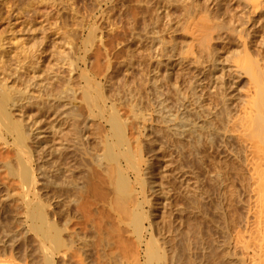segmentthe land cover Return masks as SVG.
I'll list each match as a JSON object with an SVG mask.
<instances>
[{
	"label": "bare ground",
	"instance_id": "1",
	"mask_svg": "<svg viewBox=\"0 0 264 264\" xmlns=\"http://www.w3.org/2000/svg\"><path fill=\"white\" fill-rule=\"evenodd\" d=\"M74 1L60 0L65 15L71 20L68 37L73 32L74 35L78 34L77 28L82 36L81 33L86 29L85 21L95 17L97 13H101L98 21L105 22L102 25L98 22L101 29H105L103 24H107L110 31L114 27L117 30L118 26L112 24L115 19L110 22V12L118 10L114 6L117 7L116 3L121 0H93L90 9L86 10L88 16L76 7L77 1ZM38 2L48 5L42 0ZM4 4L8 7L7 0ZM139 4L151 12L152 18L146 21L147 24H143L140 31L134 30L136 26L133 25L134 29H129V44L121 43L119 49L114 50L117 53L125 48L126 51H123L127 53L128 57L125 56L129 60L123 65L127 68L126 71L130 70L128 75H131V71H136L137 65L141 69V63L136 60L138 56L141 58L140 62L143 60V64L149 67L151 63L153 66L150 67L152 72L149 71L151 75L147 76L151 77L148 79L151 82L150 88L156 95L154 103L157 109L153 113L160 121L156 122L153 117L151 119V111H141V107L136 106L139 97H133L137 102L131 104L136 108L131 107V111H134L132 120L137 124L132 125L133 121L130 120L134 128L131 125L128 128L130 132L132 127L136 133L130 132L135 135L134 148L127 135L130 121L122 120L116 111L120 104L115 108V103L110 101L112 105L108 107L105 95L101 93V86H88L91 83L87 76L86 65L90 63L86 58L87 51H94V55L90 57L94 56L95 60H91L97 61V66L102 64L100 58L105 60L103 65L96 68L102 78L109 80V72L113 69L112 48L108 47L107 41L110 39L107 40L106 37L110 31L106 27L107 31H104H109L108 33L100 31L97 35L99 28L96 17L99 15L92 18L96 20H91L92 24L88 22L91 24L88 35L82 38L84 51L81 50L84 55L75 56L76 45L72 44L75 37L71 39V46L67 45L74 46L70 48V52L75 50L74 53L71 52L75 59L73 57V60H67L68 77L66 76L67 82H64L66 84L64 89L61 88L62 91L57 89L56 92L54 88L60 81V71L56 70V73L50 68L45 79L40 78L35 84L30 82L36 93L27 91L15 95L12 92L13 85L10 86L13 84L11 76L6 75V71L1 68L3 61H0V70L5 72V76H1L3 73L0 72V189L7 187L9 182H5L6 178L17 180L19 187V192L15 193L8 185L10 189L3 188V192L5 189L7 192L0 195V257L6 258L0 259V264H74L75 261H78L77 264H90L89 251L95 254L96 264H125L129 259L135 260L134 264H264V0H142ZM103 6L107 8L105 11ZM171 9L178 11L179 20L173 19ZM148 13L144 15H149ZM48 14L47 12L46 15ZM86 16L88 19H85ZM132 18L131 16V20ZM160 26L164 29L161 30ZM179 30L188 38V42L178 52L171 43L174 46L170 45L172 52H169L166 39H172L171 34ZM42 37L44 38L43 35ZM16 43L18 42H15V47ZM37 43V47H41V43ZM34 48L39 52V47ZM32 51L36 53L35 50ZM31 52L29 57L34 56ZM39 53L42 54L43 51ZM39 53L35 55L38 56ZM222 53H232L235 59L230 61ZM113 55L114 58H119L114 52ZM36 56L35 60L38 62ZM121 57L119 60L124 58ZM37 62L38 66L40 63ZM79 62L84 69L81 68L77 75L88 82L86 86H82V98L95 109L88 106L90 110L85 122H81L84 117L81 118L74 105L80 88H77L76 94L74 85H71L74 73H78L77 70L80 69ZM29 64L30 68H36L35 63ZM22 67L20 65L15 69L20 71ZM115 67L117 66L114 69ZM185 67L202 71L203 75L207 74L210 78L207 82L202 77L190 79L191 81L188 79L186 92L179 84L181 81H176V77L169 85L172 79H167L172 73L179 71L182 74ZM139 68L137 69L140 70ZM162 71L163 78L167 80L164 81H169L167 84L175 92L176 110L168 108L165 94L161 93L162 84L159 82L163 80L159 81V78L162 77ZM8 72L11 73L7 71V74ZM116 73L109 82L117 79ZM116 79L114 82L120 81ZM133 83L136 88L139 82L134 80ZM104 87L101 89L105 90L110 86ZM148 89L145 90L146 93ZM42 90L46 94L42 95ZM135 90L133 88V93ZM116 93L119 92L114 94ZM148 95L147 98L150 96ZM119 96H115V99H120ZM113 97L110 99H114ZM212 98L215 102H211ZM117 99V102L121 100ZM133 99L131 102H134ZM208 99L209 102H206ZM39 101H46L47 104H44L50 106L46 108L43 103L36 104ZM141 102L142 100L139 103ZM28 106L29 109L35 106L41 114L48 115L52 112L45 130L38 125L25 129L22 119L26 117L25 109ZM92 118L102 120L108 129L103 130L100 122L94 124ZM146 121H151L150 126L147 124L149 127L141 125ZM91 124L99 125L94 127L97 131L102 125V135H98L100 132L97 133L94 128L97 135H91L94 132L89 133ZM154 128L158 130L154 132ZM3 134L14 139L13 146L17 152L15 163L1 159L2 154L8 152V146H11ZM154 134L159 137L158 141L161 140L157 141L159 144L157 139L150 138ZM141 135L147 139L144 145L146 143L153 146L151 155L147 157L140 142ZM68 150L76 152L80 157L81 164L77 168L81 172L74 167L80 172L78 178L72 176V171L75 170H72L73 165L67 163L71 167L70 171L64 165L62 168L57 161L59 159H55ZM159 156V165H155V171L153 160L156 161ZM4 169L6 173L2 175ZM51 173L56 174L55 178H58L57 175H65L64 180L60 177L62 180L55 182ZM39 186L54 190L52 202L49 203L50 199H42ZM7 203H17L22 210L13 218L16 228H12V223L8 225L2 221ZM235 208L237 211L234 213L232 209ZM86 232H91L92 236L88 237ZM29 239L36 245L34 255L27 248L22 252L18 250L19 245H26Z\"/></svg>",
	"mask_w": 264,
	"mask_h": 264
},
{
	"label": "rangeland",
	"instance_id": "2",
	"mask_svg": "<svg viewBox=\"0 0 264 264\" xmlns=\"http://www.w3.org/2000/svg\"><path fill=\"white\" fill-rule=\"evenodd\" d=\"M4 1V2H3ZM8 1V7H7V5H5L4 3H5V0H0V61L2 62L3 61V64L1 63V68L3 67V69H4V71H6V75L8 76H11L9 79L11 80V81H13L12 83L13 84H10V86L11 85H13V86H11V87H13V93L15 94V95H18V94H22L23 92H27V91H29V92H32V93H36V89L34 88V87H32L31 85H33L32 83H31V85H30V82H33L34 84H35V82L36 81H38L40 78H43V79H45L47 76H48V74H49V72H50V68L53 70V71H60L59 72V74H61V76L59 77V82L57 83V84H55V91L57 92V89H60L61 91H62V89L61 88H63L64 89V85L66 84V83H64L65 81L67 82V77H68V71H67V63H69L67 60H73L72 58L74 57V59H75V56L76 55H78V57L79 56H81V55H84L83 54V51H84V49L82 48L83 47V39L84 38H86V36L88 35V27L92 24L91 22L92 21H96L97 20V25H98V28H99V31H97V35H99V33H100V31H102V33H104V32H106L107 30H109L110 31V29H108L109 27L107 26V24H103V26H105V29H104V27L101 29L100 28V24L103 22H100V21H98V19H99V17H100V14L101 13H97V14H95V17L97 16V15H99V16H97L96 18V20H94L95 19V17L93 16L92 18H94V19H92V18H90V19H88V15H87V11L90 9V7L92 6V4H93V0H75V1H77L75 4H77L76 5V7H78V9L81 11V9H82V13L84 12V14L85 15H87L86 17H85V19H88V20H86L85 22H90V23H86L85 24V28L86 29H84V32L83 33H81L82 34V36L81 35H79L80 34V30L77 28V32H78V34L76 33L75 35H74V32L72 33V35H74L73 36V38L71 37L72 35H70L69 37H71L70 38V40H69V42H68V39H69V37H68V35L70 34L69 33V26L71 25L70 23H71V20L70 19H68V16H67V14L65 15V11H64V9H63V6L60 4V0L58 1V0H42L43 1V3H46V4H48V5H41L40 4V2H38L39 0H7ZM31 1H32V3H31ZM66 1V0H65ZM74 1V2H75ZM82 1V2H81ZM83 1H84V3H83ZM91 1V4H89V2ZM120 0H118V2H119ZM131 1H133L132 3H131ZM136 1V0H135ZM134 0H127V2H126V0L124 1V0H121L120 1V3H116V4H118V6L116 7V6H114V8H116V9H118V10H114L115 12H113V13H111L110 12V16H111V18H110V22L112 21V20H114L113 21V23L112 24H114L115 26H118L117 27V30H116V28L114 27V30H112V31H108V32H106V33H108L107 34V40H109V41H107V43L109 44L108 45V47L109 48H112V49H110V51H111V58H112V56H113V58L112 59H116L115 60V63L116 62H118V63H116V65H114L115 63H114V60H112V62L114 63H112V66H113V69H114V66H117L118 68H119V71H118V68L117 67H115V69H114V71H113V69H112V71H113V73H112V71L111 72H109L110 74H109V76H111V77H114L115 76V73L117 74V79L118 80H120V81H115L114 82V80L116 79V78H112L113 80H111V81H113L114 83H115V85L113 84V82L111 83V82H109V80L111 79V77H109V80H108V78L107 79H104V78H102V75L100 76L99 75V72L97 71V67H99L100 66V61L102 62V64L101 65H103V61H105V60H103V58H100L99 60L100 61H98L100 64H99V66H97V64L95 63V62H97V61H95L94 62V56H92V58L90 57V55H94V51H92L93 53H91V52H86V58H87V60L88 61H90V63L88 64L87 63V65H86V68H87V76H88V79H89V81L88 82H90L91 84L89 85L88 84V86H91V87H93V86H95V84H97L96 86H101L100 87V90H101V93L103 94V95H105L106 96V94H107V96L105 97L104 96V98H105V101H106V105L108 106V107H111V103H115L114 104V107L116 106V105H118V104H120V105H118V107H117V109H116V111H117V113L119 114L118 116L122 119V120H126V121H133V123L130 121L129 122V125L127 126V135L129 136V138L131 139V142H132V148H134L135 147V143L133 142V138H135L134 136L136 135V133H135V131H134V127L132 126V125H136L135 123H134V120H132L133 119V116H132V113L134 112L133 110V112L131 111V107L133 106H131V104H133V103H135L136 104V102H137V100H135L134 101V99H133V97L134 98H138L139 97V101H138V103L142 100V102L141 103H137L136 104V106L138 105V106H140L141 107V111L143 110H145V112L146 111H151L150 113H151V119H152V117L155 119V121L156 122H158V121H160L159 120V118L156 116V115H154V110L156 111V95H155V93H154V91L152 92L151 91V88H150V84H149V80H150V78L151 77H148V76H150L151 75V73H149V71L150 72H152L151 71V68H153V66L151 65V63H150V65H149V67L147 66V64H143L144 63V61L142 60V62H140V57L138 56L137 58H136V60H138V62H139V64H140V67H141V69L138 67V65H137V68H139L140 70H138L137 68H136V71H131L129 74H131V75H128V72L130 71H126L127 70V68L125 67V65H126V62H127V60H129V58H126V56H127V53L125 54L124 53V51H126L125 50V48L122 50L123 51V53H122V51L120 52V51H117V53H116V50H114V49H119V44H129V43H127V42H129L130 41V39H128V38H130L131 37V33L129 32L130 30H133L134 29V26H136V28L134 29V30H136V31H140L142 28H143V24H147V22L146 21H149V18L151 17L152 18V15H151V12L150 11H147V10H145L146 8L145 7H143V5H140L139 3H140V1L142 2V0H140L139 1V3H137L138 2V0H137V2L136 3H134L135 2ZM3 2V3H2ZM10 2H13L14 3V5H13V3L12 4H10ZM30 2V3H29ZM33 2H34V4H33ZM7 3V2H6ZM35 3H37V5L35 4ZM123 3V4H122ZM129 3V4H128ZM9 4H10V8H9ZM88 4V5H87ZM132 6H131V5ZM135 4V5H134ZM86 5V8L84 7ZM109 5V4H108ZM108 5H104V6H106V7H108ZM128 5V6H127ZM141 6V7H139V6ZM11 6H13V7H11ZM103 6V10L105 11L107 8L106 7H104ZM130 6V7H129ZM134 6V7H133ZM136 6V7H135ZM83 7V8H82ZM123 7V8H122ZM89 8V9H88ZM122 8V9H121ZM125 8V9H124ZM127 8V9H126ZM130 8H132L131 9V11H130ZM139 8H140V10H139ZM84 9V10H83ZM88 9V10H87ZM136 9V10H135ZM152 9H154V8H152ZM87 10V11H86ZM125 10L127 11V12H125ZM133 10H135V11H133ZM139 10V11H138ZM108 11V10H107ZM130 11V12H129ZM133 11V12H132ZM138 12V14H137V12ZM144 11V12H143ZM145 11H146V13H145ZM153 11V10H152ZM155 11V10H154ZM174 11V12H173ZM47 12L49 13L48 15H46L47 14ZM109 12V11H108ZM135 12V13H134ZM142 12V13H141ZM147 12H149L148 14L149 15H144V14H147ZM171 14L173 15L172 17H173V19L175 18V20L177 21V19L179 20V14H178V11L177 10H175V9H171ZM119 13V14H118ZM121 13H123V15L121 14ZM131 13H133L131 16L133 17L132 18V20H131V16L130 17H128L129 15ZM84 14L82 15L83 17H84ZM117 16H116V15ZM129 14V15H128ZM140 14V15H139ZM114 15V16H113ZM128 15V16H127ZM151 15V16H150ZM109 16V17H110ZM137 16H138V18H137ZM145 16V17H144ZM177 18H176V17ZM227 16V15H226ZM225 16V17H226ZM124 17V18H123ZM126 17V18H125ZM128 17V18H127ZM144 17V18H143ZM179 17V18H178ZM119 18V19H118ZM142 18V19H141ZM146 18V19H145ZM228 18V17H227ZM227 18L225 19V20H227ZM112 19V20H111ZM118 19V20H117ZM126 20V21H123V20ZM139 19V20H138ZM70 20V21H69ZM90 20V21H89ZM92 20V21H91ZM130 20L131 21H133V23L132 22H130ZM135 20V21H134ZM174 20V21H175ZM117 21H119V22H117ZM122 21V22H121ZM136 21H138V22H136ZM141 21L143 22V23H141ZM100 24H99V23ZM134 22H135V24H134ZM103 23H105V22H103ZM142 25H140V24ZM120 24V25H119ZM121 24H123V25H121ZM137 24H138V26H137ZM102 25V24H101ZM127 25V26H126ZM133 26V27H131L130 28V26ZM72 26V25H71ZM125 26V27H124ZM128 26H129V28H128ZM141 26V27H140ZM102 27V26H101ZM106 27H107V30H106ZM138 27V28H137ZM164 27V26H163ZM128 28V29H127ZM140 28V29H139ZM160 28H161V30L162 29H164V28H162V26H160ZM160 28L158 27V31H160ZM130 29V30H129ZM79 30V31H78ZM86 30V31H85ZM104 30H106V31H104ZM127 30H128V32H127ZM114 31V32H113ZM118 33H117V32ZM45 32V33H44ZM67 32H68V34H67ZM99 32V33H98ZM113 32V33H112ZM116 32V33H115ZM180 32V33H179ZM181 32L182 31H178V32H174V34H171V37H173L172 39H168L167 38V36H166V41H168L167 43H166V45H167V47H168V51L169 52H172V50H170V47H171V49H172V46H170V45H173L174 46V49H176L177 50V52L178 51H180V49H182V48H184L185 46L184 45H186V43L188 42V38L187 37H185V35H182V34H184L183 32H182V34H181ZM178 33V34H177ZM116 34V35H115ZM260 34H262V33H260ZM42 35L44 36V38L42 37ZM113 35V36H112ZM114 35H115V37H114ZM78 36V37H77ZM74 37H75V40H79V41H76L75 42V40H74V43H72V44H74V45H76L75 47L72 45V47H67V45H69V46H71L70 45V42H72L71 41V39L73 40L74 39ZM77 37V38H76ZM36 38V39H35ZM43 38V39H42ZM83 38V39H82ZM116 38V39H115ZM178 38H180L179 40H178ZM34 39H35V41H34ZM113 39V40H112ZM119 41H118V40ZM122 39V41H124V42H120V40ZM127 39V40H126ZM175 39V40H174ZM37 40H38V42L39 41H41V42H39V43H41V47L38 45V47H37V45H36V43H37ZM116 40V41H115ZM129 40V41H128ZM178 40V41H177ZM35 43H34V42ZM43 41V42H42ZM184 41V42H183ZM15 42H18V43H20V44H18V43H16V47H15ZM68 42V43H67ZM119 42V43H118ZM181 42H182V45H181ZM39 43H37V44H39ZM171 43H173V44H171ZM176 43H178V44H176ZM183 43H185V44H183ZM80 46H78V45ZM118 44V45H117ZM169 44V45H168ZM17 45H20V46H17ZM22 45V46H21ZM36 45V46H35ZM111 45H113V47L111 46ZM177 45V46H176ZM116 46V47H115ZM34 47H36V48H38V50L37 51H39V52H41V51H43V53L41 54V53H39V52H36V49L34 48ZM74 47V49L76 50H74L75 51V53H74V51L73 50H71V52L73 51V53L75 54V56H74V54L72 53L71 54V52H70V48L72 49ZM78 47H79V49L81 50V49H83V51L81 50V52H78V51H80L79 49H78ZM123 47V46H122ZM179 48V49H178ZM69 49V50H68ZM8 50H10V52L8 51ZM27 50L29 51V52H31L32 50H35V52L38 54L39 53V55H40V57H39V55L38 56H36L35 54L36 53H34V51H32L31 52V54L32 55H34V56H31L30 55V57L28 56L29 55V52H27ZM116 54V56H117V54L119 55L120 53H122V55L124 56V58H122L120 55H119V58L121 57L122 59H124V60H122V61H126L125 63H123L121 60H119V58H117V57H115L114 58V55H113V52ZM13 52V53H12ZM27 52V53H26ZM68 52H70L69 54H68ZM120 52V53H119ZM25 53H26V56H27V58H26V56H25ZM77 53V54H76ZM224 53H222V56H224V57H226V56H228L229 58H228V60H230V61H232V60H234L235 59V56L233 55L232 56V53H226L225 55H223ZM71 55H72V57H71ZM126 55V56H125ZM35 56L39 59V61L37 62V60H35L36 58H35ZM69 56H70V59H68L69 58ZM32 57V58H31ZM128 57V56H127ZM253 57H254V55H253ZM140 58V59H139ZM255 59H256V54H255V57H254ZM31 59H34L36 62H37V64H39L38 66L36 65V62H34V60H31ZM91 59H94V60H91ZM126 59V60H125ZM122 63H120L119 61ZM87 61V62H88ZM91 61H92V63L93 64H96V65H93L92 63H91ZM35 63L34 65L36 66V68L34 67V68H30V64L29 63ZM120 63V64H119ZM6 64V65H5ZM19 64V65H18ZM79 65V67H80V69L79 70H77V72L78 73H74V76H72V79H73V77H74V81L72 80L71 82H73V83H71V85L73 86V88L75 89V92H76V90H77V88L79 87L80 88V90L78 91L79 93H78V95H76V101L74 102L75 104V106L77 107L76 109L79 111V113L81 114V118H83L84 117V119H81V120H83V121H81V122H85L86 121V117H87V115L89 114V110H90V108L88 107V106H90V105H88V103H87V101H86V99L83 97L82 98V89H83V87L82 86H86L87 85V83L84 81V79L82 80L81 78H79L80 76H78L77 74H79V72H80V70H82L81 68H83L84 69V67H83V64L81 65V62H79L78 63ZM91 64H92V66H91ZM119 64V65H118ZM123 64H125V65H123ZM18 65V66H17ZM20 65H22L23 67H22V70H18V69H15V68H17V67H20ZM120 65H121V67H120ZM142 65V66H141ZM144 65V66H143ZM6 66V67H5ZM88 66V67H87ZM124 66V67H123ZM38 67V68H37ZM94 69H93V68ZM148 67V68H147ZM151 67V68H150ZM7 68V69H6ZM68 68H69V65H68ZM88 68H91V69H93V70H91V69H88ZM121 68V69H120ZM143 68V69H142ZM186 68V67H185ZM184 68V69H185ZM125 69V70H124ZM18 70V71H17ZM91 70V71H90ZM117 70V71H116ZM121 70V71H120ZM125 72V73H127L126 75L127 76H125V73L123 72V71ZM138 70V71H137ZM188 70H189V72H188ZM7 71H10L11 73H16V74H14V76L13 75H10L11 73H9L8 72V74H7ZM57 71H56V73H57ZM67 71V72H66ZM94 71V72H93ZM184 72H182V74H181V72L179 73V71H178V73L176 72V74H174V73H172V75L169 77V79H167V80H171L172 79V81H168V82H165V81H167L165 78H163V71H162V77H160L159 78V81H162L161 83L159 82V84L162 86V88H160V90H161V93L163 92V94H165V97H166V105L168 106V108H170V109H174V110H176V108H174V105L176 104V100H175V92H174V90L172 91V86L170 87L169 85H170V83L171 82H173V80H175L176 79V81H181V82H179V84L181 85V87H182V89L186 92L187 91V88H188V84H189V81H191L190 79H193V80H196V79H200V77H202V78H205L204 79V81L205 82H207L208 80H209V76L207 77V74L205 75H203V73H202V71H196V70H194L193 68H186L185 70H183ZM0 72H1V74L3 73V71L2 70H0ZM20 72V73H19ZM115 72V73H114ZM118 72H120V73H118ZM123 72V73H122ZM186 72V73H185ZM188 72V73H187ZM196 72V73H195ZM199 72V73H198ZM209 71H207V73H208ZM95 73V74H94ZM96 73H97V75L100 77H98L97 75H96ZM149 73V74H148ZM190 73V74H189ZM200 73H201V75H200ZM0 74V75H1ZM5 74V72L1 75V76H5L4 75ZM58 74V75H59ZM113 74H114V76H113ZM186 74V75H185ZM209 75H210V73H208ZM63 75V76H62ZM148 75V76H147ZM185 75V76H184ZM188 75V76H187ZM191 75V76H190ZM197 75H198V77L199 78H197ZM203 75V76H202ZM8 76V77H9ZM13 76V77H12ZM67 76V77H66ZM196 78H195V77ZM65 77V78H64ZM174 77H176L175 79H174ZM179 77H182V78H179ZM185 77V78H184ZM3 78H6V77H3ZM15 79V80H12V79ZM145 78H146V80H145ZM179 80H178V79ZM7 79V78H6ZM116 79V80H117ZM135 80V82L137 83V82H139V83H137V87L135 88V83H133L134 82V80ZM138 79H140V80H142V81H140V80H138ZM149 79V80H148ZM161 79V80H160ZM188 79H189V81H188ZM208 79V80H207ZM101 80V81H100ZM107 80H108V82H107ZM136 80H138V81H136ZM148 80V81H147ZM165 80V81H164ZM186 80V81H185ZM105 81V82H104ZM185 81V82H184ZM100 84H99V83ZM132 82V83H131ZM141 82V83H140ZM143 82V83H142ZM144 82H147L146 84L144 83ZM175 82V81H174ZM188 82V83H187ZM38 83V82H37ZM86 83V84H85ZM108 83H110V84H108ZM151 83V82H150ZM169 85H168V84ZM104 84H106L105 85V87L106 86H110V87H106V89L104 90V89H101L102 87H104ZM134 84V85H133ZM144 84V85H143ZM172 84V83H171ZM115 87V88H113V86ZM147 85V86H146ZM159 85V86H160ZM88 86L86 87V88H88ZM95 86V87H96ZM138 86H139V89H138ZM160 86V87H161ZM243 86V85H242ZM82 87V88H81ZM95 87H93V88H95ZM104 87V88H105ZM134 89H138L137 90V93H136V90L134 91V93H133V88ZM244 88H245V86H243ZM85 88V87H84ZM109 90H108V89ZM132 88V89H131ZM149 88V89H148ZM113 89V90H112ZM141 89V90H140ZM143 89V90H142ZM147 89L149 90L147 93H146V91H147ZM59 90V91H60ZM93 90V89H92ZM111 90H112V92H111ZM146 90V91H145ZM163 90V91H162ZM46 91H48V90H46ZM103 91V92H102ZM104 91H105V93H104ZM119 92L120 93V96H119V93H116V94H114L115 92ZM143 91H145V92H143ZM114 92V93H113ZM139 92H143L142 94L140 93V95L142 96V98H140V96H139ZM151 92V93H150ZM154 93V94H153ZM41 94L42 95H44V94H46L45 93V90H42L41 91ZM76 94H77V92H76ZM108 94H111V96H114L113 98L114 99H110L111 98V96L110 95H108ZM114 94V95H113ZM135 96H134V95ZM138 94V95H137ZM147 94H149L148 96L149 97H151V98H147ZM132 95V96H131ZM136 95H137V97H136ZM155 95V96H154ZM110 96V97H109ZM115 96L117 97V96H119V98L121 99H117V100H120V101H116V99H115ZM103 98V99H104ZM106 98H107V100H106ZM108 98H109V101H108ZM133 99V101L134 102H131V100ZM208 98V97H207ZM206 98V99H207ZM43 99V98H42ZM41 99V100H42ZM151 100V102H150V100ZM209 99H211V97L209 98ZM209 99L208 100H206V102H209ZM45 100V99H44ZM113 100H115V101H113ZM214 100V98H212V100H211V102ZM43 101V100H42ZM110 101H111V103H110ZM113 101V102H112ZM153 102V103H152ZM155 102V103H154ZM213 102H215V100L213 101ZM43 103V102H42ZM42 103H41V101H39V103L38 102H36V104H38V105H42ZM44 103H46V101H44ZM43 103V106L44 105H46V104H44ZM76 103H77V105H76ZM35 104V103H34ZM33 104V105H34ZM48 104H50V103H48ZM155 106H153V105ZM110 105V106H109ZM50 105H46L45 107L47 108V107H49ZM137 106V107H138ZM93 110H95L94 109V107H92V106H90ZM140 107L138 108L139 110H140ZM151 107H153V108H151ZM176 107V106H175ZM35 108V109H34ZM116 108V107H115ZM135 107H132V109H134ZM156 108V109H155ZM108 109V108H107ZM136 109V108H135ZM169 109V110H170ZM153 110V111H152ZM174 110H172V112L174 111ZM25 111H26V114H25V116L26 117H24V119H22L23 121H22V124H23V126L25 127V129L26 130H28V128H30V127H34V126H36V125H38V127H40L41 129H46L47 127H48V125H49V122H50V119H51V114H52V112L50 111V113L49 112H47V113H49L48 115H45V114H41V113H38L37 112V110H36V107L34 106L33 107V109H29V106H28V108H26L25 109ZM46 111H48V110H46ZM108 111H110L109 109H108ZM144 112V113H145ZM46 113V114H47ZM147 114V113H146ZM153 119V120H154ZM92 121H93V123L95 124H98V122H100L99 124H102L103 125V127H102V125H100V127H102L103 128V130L106 128V129H108V126L102 121V120H99L98 118L97 119H94L93 120V118H92ZM92 121L90 120L89 122H91L92 123ZM155 121L153 122V123H155ZM147 122V121H146ZM146 122H142L141 123V125L142 126H145L146 125V127L149 125L150 126V124H151V121H148L147 123ZM131 123H132V125H131ZM148 124V125H147ZM91 125H92V127H91ZM90 125V129H91V131H90V129H89V133L90 132H92V131H94V129H95V131H97L96 130V128H94V127H97V126H99V125H95V126H93V124H91ZM132 126V127H130V132L132 133V132H134L133 134H135V135H132V134H130V132H129V126ZM148 126V127H149ZM100 127H98V129H100L99 131H97V133H99L102 129L100 128ZM94 128V129H93ZM131 128H132V130H131ZM93 129V130H92ZM103 130H102V133H103ZM154 130H156V128H154L153 129V131ZM158 130V129H157ZM156 130V131H157ZM94 131V132H95ZM92 132V133H90L91 135H97V133L95 132ZM155 132V131H154ZM153 132V133H154ZM102 133L100 132L98 135H102ZM65 135H68L67 133H64ZM158 135V134H157ZM142 136V135H141ZM160 136V135H159ZM3 137L6 139V141H8V144L9 145H11V146H8V148L7 149H9L8 150V152H6L7 151V149L4 151V152H6V153H3L2 155V157L3 158H1V159H4V161L5 162H12V163H15V161H16V155H17V152H16V149H15V146H13V137L12 136H9L8 134H3ZM143 137V136H142ZM141 137V140H140V142H142V146H144V149H145V155H146V157L147 156H149V155H151V149H152V147L149 145V144H146L145 143V145H144V142H147V139H146V137L144 138H142ZM150 138L152 139V138H155V139H157L156 140V142L159 140V137L158 136H156L155 134L153 135V137L152 136H150ZM146 139V140H145ZM161 139V138H160ZM94 141V140H93ZM153 141V140H152ZM161 141V140H160ZM160 141H158V142H160ZM157 142V143H158ZM148 143H149V141H148ZM159 144V143H158ZM156 148V146L153 148V149H155ZM73 152V151H72ZM71 152V150H68L67 152L65 151V152H63V153H65V154H61V157L60 156H56V160L57 159H59V160H57V161H59V165L61 166L62 165V168H66L67 169V167H68V169L70 170L71 169V167L67 164V163H69L71 166H72V170H74L75 168V166H76V168L78 167L77 165H79V164H81L80 163V157H79V155L76 153V152H73L75 155H78V157L77 156H75L73 153ZM148 153V154H147ZM62 155H64V156H62ZM57 157H59V158H57ZM161 156H159L158 158H156V161H155V159L153 160L154 162H153V164H154V168H155V171H156V169H157V166L159 165V158H160ZM158 159V160H157ZM155 163H158V164H155ZM63 165H64V167H63ZM155 165H157V166H155ZM79 167H80V165H79ZM74 168V169H73ZM78 169V168H77ZM72 170H70V171H72ZM81 170V169H80ZM79 169H78V171H80ZM75 171H76V173H75ZM74 172V173H73ZM81 172V171H80ZM80 172H77V170L75 169L74 171H72V176L74 177V178H78L79 176H80ZM6 173V170L4 169V172H2V175L3 174H5ZM52 177H54V176H56V174H54V173H51L50 174ZM50 176V177H51ZM51 177V178H52ZM57 177L58 178H60L61 176H58L57 175ZM64 177H65V175H64ZM64 177H61V178H63V180H64ZM55 178V177H54ZM58 178H55V182H58V180H62L61 178L60 179H58ZM10 180V181H9ZM9 183H8V182ZM17 180H15V181H11V179H7L6 178V180H5V182H7L6 184H7V187H8V185H10V187H11V190L13 191V192H15V193H18L19 192V187H18V185H17V183H18V181L16 182ZM10 182L12 183V184H10ZM61 182V181H60ZM14 183V184H13ZM13 185V186H12ZM7 187L5 186V187H3V188H6L7 189ZM10 187H8L9 189H10ZM45 186H39V188H41L40 189V191H41V195H42V199L44 200V201H47V200H49V203L50 202H52L53 200H51V195H52V199L54 198L53 197V194L55 193L54 192V190H49V189H45L44 188ZM3 188H1V189H3ZM0 189V195H2V192L4 191V189L3 190H1ZM6 189H5V192H3V193H6L7 191H6ZM43 189H45V191L43 190ZM8 190V189H7ZM11 190H9V191H11ZM49 190V191H48ZM56 191V190H55ZM65 192L63 191V194H64ZM61 194V193H60ZM59 194V195H60ZM63 194H62V196H63ZM64 195H66V194H64ZM74 211V209H71V211ZM233 211H234V213H235V211H237L236 210V208L235 209H232ZM4 211H5V213L2 215V221H4V222H7L8 223V225H11V224H9V223H12V228H16V223L15 222H13V218H14V216L15 215H17V214H20L21 212H22V210H21V208L19 207V206H17V203L16 204H9V203H7L6 204V206H5V209H4ZM48 212H49V209H48ZM79 232H80V230H79ZM81 232H83V231H81ZM80 232V233H81ZM81 234H84V233H81ZM88 237H90V236H92V233L91 232H86L85 233ZM25 248H27L28 250H30L31 252H32V254L34 255L35 254V251H36V245H35V243L33 242V241H31L30 239H29V241H28V243H26V245H23V244H20L19 245V247H18V250H19V252H22ZM92 251H89L88 253H89V257H90V264H96V259H95V254L94 253H91ZM0 259H6V258H4V257H0ZM21 259H23V257L21 258ZM76 262H78V261H75V263ZM74 263V264H75ZM125 264H134L135 263V260H132V259H129L127 262H124ZM20 264H23V262L22 263H20ZM77 264V263H76ZM79 264V263H78ZM80 264H83V263H80ZM84 264H88V263H86V262H84ZM118 264V263H117Z\"/></svg>",
	"mask_w": 264,
	"mask_h": 264
}]
</instances>
